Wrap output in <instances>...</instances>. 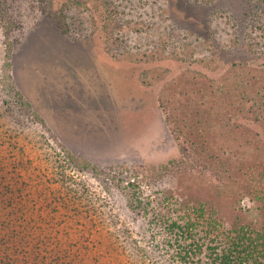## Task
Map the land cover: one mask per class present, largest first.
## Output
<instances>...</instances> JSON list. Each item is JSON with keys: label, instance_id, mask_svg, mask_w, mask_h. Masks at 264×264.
Wrapping results in <instances>:
<instances>
[{"label": "rangeland", "instance_id": "374dc122", "mask_svg": "<svg viewBox=\"0 0 264 264\" xmlns=\"http://www.w3.org/2000/svg\"><path fill=\"white\" fill-rule=\"evenodd\" d=\"M3 1L0 158L7 170L22 161V176L46 182L55 195L71 182L84 187L120 215L101 222L75 203L52 223L34 222L51 253L75 264H153L152 244L123 247L119 237L136 216L127 207L129 181L152 197L173 190L213 203L227 219L238 215L236 180L246 177L248 190L259 191L240 161L216 169L184 147L189 136L208 137L203 125L215 122L226 139L240 124L239 134L259 133L250 145L262 137L253 149L264 153V121L250 124L264 116V30L255 18L264 17V0H197L206 2L199 8L195 0ZM61 171L68 180L49 181ZM28 204L37 216L39 205Z\"/></svg>", "mask_w": 264, "mask_h": 264}, {"label": "trees", "instance_id": "16d2710c", "mask_svg": "<svg viewBox=\"0 0 264 264\" xmlns=\"http://www.w3.org/2000/svg\"><path fill=\"white\" fill-rule=\"evenodd\" d=\"M173 2L176 3L175 0ZM196 2L197 0L192 5L198 8L206 4L203 2L198 5ZM3 3L4 1L0 0V9ZM165 10L166 8L163 9ZM255 18H259L257 23L264 30V17ZM185 37L192 38L190 35ZM198 37L196 34L193 39L198 41ZM9 95L4 103L8 104L12 114V99ZM261 119L264 121V116L256 115L255 122L250 124H255ZM211 124L212 127L203 125L210 132L208 137L200 141L196 136H189V147L184 148L189 149V153L196 155L205 166H213L216 169H222L223 165L220 163L225 161L234 164L233 166L240 161V164L259 180V191L248 190L246 177L236 180L234 211L238 210V215L235 219H227L219 217L216 212L218 209L213 203L197 204L187 196L175 194L173 190H170V193L158 190L152 197L151 193H145L135 180L129 181L126 187L118 183L123 192L124 187L133 192L124 193L127 207L132 213H136V216L131 218L132 231H129L130 228L126 230L125 227L118 229L121 243L123 247L132 248H140L143 243L152 244L154 253L151 252L152 256L147 254V258L153 264H264V153L256 154L253 149V143L258 144L257 150L261 148L263 138L253 141L250 145L253 140L250 138H254L255 134L259 136V133L239 134V129L244 127L240 124L235 127L238 131L231 132L232 136L226 139L217 133V123ZM190 134L192 135V131ZM234 145L239 150L243 148L244 153L240 155ZM250 148L253 152L248 154ZM66 154L74 162H78L70 151L66 150ZM13 164V168L7 170L4 159L0 158V264H75L77 261L74 257H66L58 251L51 253L52 251L48 250L50 243L42 237V232L37 233L34 228V222L52 223L61 208L69 209L75 203L84 205L85 209L98 215L101 222H118L120 215L112 214L114 205L108 201L103 202L84 187L78 188L71 182L64 185L65 196L63 193L55 195V190L46 182L38 181L34 184L32 180L22 176V161H14ZM80 164L84 169L87 167ZM239 171L237 169V175H240ZM66 178L61 171L57 175L53 174L52 179H48L51 182H62L68 180ZM116 178L120 182L121 179ZM116 178H113L115 183ZM69 180L72 181V178ZM221 191L219 189L217 195H220ZM248 194L251 197L247 202L243 201ZM255 200L262 204L255 205ZM29 202L39 205L37 216L34 206L31 207ZM45 207L49 208L47 211H50V219L44 216L42 210Z\"/></svg>", "mask_w": 264, "mask_h": 264}]
</instances>
